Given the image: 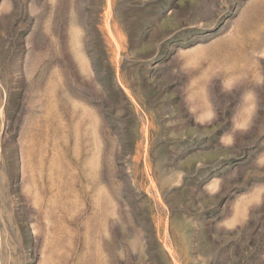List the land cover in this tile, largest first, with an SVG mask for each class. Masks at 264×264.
<instances>
[{
  "label": "rangeland",
  "instance_id": "obj_1",
  "mask_svg": "<svg viewBox=\"0 0 264 264\" xmlns=\"http://www.w3.org/2000/svg\"><path fill=\"white\" fill-rule=\"evenodd\" d=\"M0 264H264V0H0Z\"/></svg>",
  "mask_w": 264,
  "mask_h": 264
}]
</instances>
